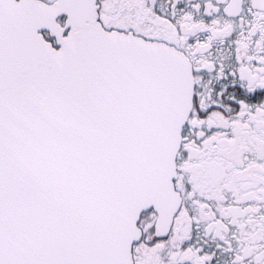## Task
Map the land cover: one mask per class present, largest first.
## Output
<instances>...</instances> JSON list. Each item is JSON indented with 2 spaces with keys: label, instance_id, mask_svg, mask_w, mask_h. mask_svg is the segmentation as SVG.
Instances as JSON below:
<instances>
[{
  "label": "snow or ice",
  "instance_id": "6c2138e0",
  "mask_svg": "<svg viewBox=\"0 0 264 264\" xmlns=\"http://www.w3.org/2000/svg\"><path fill=\"white\" fill-rule=\"evenodd\" d=\"M0 264H264V0H0Z\"/></svg>",
  "mask_w": 264,
  "mask_h": 264
}]
</instances>
